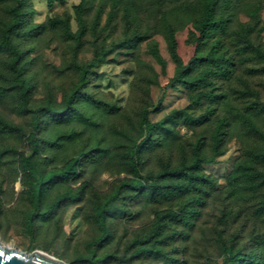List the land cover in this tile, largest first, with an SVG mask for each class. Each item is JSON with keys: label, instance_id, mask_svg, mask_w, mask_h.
I'll return each mask as SVG.
<instances>
[{"label": "rangeland", "instance_id": "rangeland-1", "mask_svg": "<svg viewBox=\"0 0 264 264\" xmlns=\"http://www.w3.org/2000/svg\"><path fill=\"white\" fill-rule=\"evenodd\" d=\"M132 1L138 15V28L148 34L149 40L125 42L122 6L107 22L109 1L86 0L83 19L87 29L77 45L51 21L66 18L70 31L75 33L78 25L74 9L81 0H63L50 6L46 0H26L27 25L37 27L35 35L20 42V47L28 51L25 77L34 88L27 109L33 110L47 100L60 104L77 82L76 66L93 59L97 64L90 68L86 92L103 104L77 103L90 123L73 119L58 126L41 124L37 134L41 142L59 130L79 133L76 141L60 149L42 147L37 158L42 171L61 166L66 158L81 149H95L92 159L83 161L80 178L69 185L75 190L82 183L86 184L81 200L62 204L48 222L36 221L31 238L23 224L29 203L26 200L27 178L19 169L18 154L28 151L26 136L31 129L32 115L18 112L17 91L10 82L6 66L8 54L0 52V90L5 91L0 96V119L19 129L16 133L0 130V151L4 150L0 156L1 245L24 253L42 251L66 264H164L159 258L135 257L132 242L149 227L153 209H164L166 205L136 201L126 195L114 202L108 212L109 241L93 247L94 257H90L85 248L86 242L98 234L91 216L93 202L109 195L119 180L131 176L124 156L128 147L141 138L138 122L142 108L147 110L151 123L174 113L172 120L164 123L167 131L155 132L158 144L143 153L141 174L144 176L147 172L159 170L165 162L178 163L181 151L189 154L191 144L198 137L205 141V149L209 150L215 116H229L232 108L242 107L250 101L264 102V63L251 61L238 65L230 80L215 83L214 93L221 98L217 97L213 102L202 100L200 106L191 107L185 89L167 85L174 65L166 50L160 17L168 13L176 27L178 55L183 63H187L195 50L189 33L193 30L191 21L199 12L200 0ZM11 7V2L0 4V28L9 21ZM99 11L98 26L93 32L92 21ZM225 16L228 28L222 38L230 53L236 55L240 47L236 37L241 26L252 28L248 39L264 53V0H230ZM151 40L157 43L165 61L164 70L148 53L147 45ZM241 90L249 91V96L240 98L238 91ZM158 101L160 109L156 111ZM210 109H214L212 116H208ZM180 110L184 114L175 113ZM256 122L264 134V116ZM260 147H264L262 139L248 134L240 123L231 121L223 154L214 162L203 165L204 173L213 178L215 184L199 218L188 237H178L166 249L175 259L171 264H225L220 242L243 253L264 250V212H256L264 203V188L255 192L237 191L230 182L234 167L244 159L243 153ZM258 168L264 171L263 164ZM64 187L54 186L50 198L61 193ZM100 257H106V260L98 262Z\"/></svg>", "mask_w": 264, "mask_h": 264}, {"label": "trees", "instance_id": "trees-1", "mask_svg": "<svg viewBox=\"0 0 264 264\" xmlns=\"http://www.w3.org/2000/svg\"><path fill=\"white\" fill-rule=\"evenodd\" d=\"M75 7V17L78 29L75 33L70 31L66 18L54 19L52 25L62 28L66 38L72 39L77 45L80 44L86 32V24L83 19L85 12L84 2ZM110 11L106 21H111L118 7L122 6V20L125 42H136L149 40L147 33L139 30L138 15L134 12L132 0H108ZM11 2L9 10L10 19L6 25L0 28V52L8 54L6 63L10 72V82L17 91L18 112L21 115H32L31 129L26 136L28 151L19 155V169L26 176V200L29 208L23 216V224L32 238V226L38 221H50L58 208L66 203H76L81 200L86 184L82 183L77 189L69 185L80 178L82 174L81 165L85 160L92 159L94 149L88 151L79 150L72 156L66 158L61 166L42 171L37 163L45 146L51 149H60L64 145L77 140L79 133L75 130L56 131L44 141L37 139V134L42 123L63 125L75 119L82 123H90L91 120L77 107L79 101H85L91 105L100 106L101 101L90 97L86 92L88 74L90 68L97 64L93 59L87 64L76 66L77 82L64 96L60 104L55 105L47 100L42 105L35 106L33 110L27 109L30 103L33 86L25 77V63L28 51L20 47L23 38L35 35L37 27L27 25L25 16L26 0H0V4ZM50 6L53 2L62 3L63 0H46ZM230 0H200L199 12L192 19L193 30L189 33L195 44V50L187 63H183L177 52L176 27L170 21L168 13L160 17L163 39L167 53L171 59L174 69L172 77L167 85L171 88L181 87L189 94V104L196 108L202 100L213 102L217 97L215 83L218 80H230L238 65L251 61L264 63V53L255 48L248 35L252 28L240 27L237 33L236 55L230 53L224 47L223 35L226 34L228 21L225 12L229 9ZM219 9L221 12H218ZM100 11L96 13L92 21V30L96 32ZM148 53L154 61L165 69V61L160 55L158 45L155 41H149ZM5 91L0 90V96ZM240 98L249 96V91H238ZM160 101L157 102L155 110L160 109ZM176 114H184L183 110L175 111ZM214 109L208 111L212 116ZM174 114V113H173ZM172 113L160 121L151 123L147 118V110L142 108L139 115L138 128L141 132L140 140L125 153V164L128 178L118 181L112 191L103 199L96 198L92 205V219L97 227L98 234L85 244L87 254L94 257L93 247L106 244L111 232L107 226V216L114 202L124 195L136 201L145 200L154 205H166L164 209L154 208L152 221L149 227L140 237H136L132 245L135 257L161 259L164 264H171L175 259L166 252L167 248L176 242L178 237L186 238L193 229L195 221L199 218L200 210L205 205L210 190L213 189L215 181L203 171V165L210 164L224 152L226 135L231 121L240 123L250 135L264 141L256 119L264 116V102L250 101L242 107H234L229 111V116H215L214 126L210 134L209 150L202 138H197L192 144L189 154L183 150L178 163L172 165L170 162L161 164L159 170L147 172L144 176L142 170V156L146 150L158 144L155 137L157 130L167 131L164 123L172 120ZM0 130L7 133H16L19 129L0 119ZM4 150L0 151V156ZM244 159L237 163L231 175L230 182L234 190L255 192L264 188V171L258 166L264 165V147L247 149ZM43 162L46 159H42ZM65 185L63 191L53 198L49 193L54 186ZM256 212H264V203L257 208ZM175 225V227H172ZM221 250L226 257L225 264H264V250L243 253L234 250L224 242H220ZM106 257H100L98 262H104Z\"/></svg>", "mask_w": 264, "mask_h": 264}, {"label": "water", "instance_id": "water-1", "mask_svg": "<svg viewBox=\"0 0 264 264\" xmlns=\"http://www.w3.org/2000/svg\"><path fill=\"white\" fill-rule=\"evenodd\" d=\"M0 264H66L42 251L24 253L0 244Z\"/></svg>", "mask_w": 264, "mask_h": 264}]
</instances>
